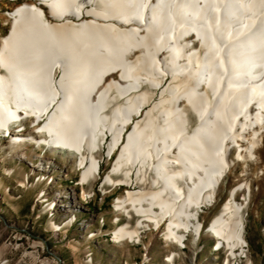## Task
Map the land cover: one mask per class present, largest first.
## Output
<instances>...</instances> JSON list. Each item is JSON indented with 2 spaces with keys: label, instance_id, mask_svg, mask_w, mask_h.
<instances>
[{
  "label": "bare ground",
  "instance_id": "1",
  "mask_svg": "<svg viewBox=\"0 0 264 264\" xmlns=\"http://www.w3.org/2000/svg\"><path fill=\"white\" fill-rule=\"evenodd\" d=\"M14 7L0 13L12 19L8 34L0 28V131L10 129L0 134V164L21 162L5 171L22 174V189L48 182L36 203L53 232L75 224L90 230L87 206L108 187L125 189L114 197L108 235L116 246H142L143 264L151 261L148 231L180 250L208 234L232 251L225 264H255L248 206L264 187V0H25ZM18 119L31 127L11 132ZM109 137L106 153L115 157L104 174L111 159L97 154ZM56 151L77 158L81 175L71 189H53L56 174L69 176L68 160L47 155ZM228 174L237 182L205 228L201 212L217 203ZM97 177L96 195L86 186ZM259 223L264 237V218ZM5 248L0 264H9ZM180 255L171 251L165 261Z\"/></svg>",
  "mask_w": 264,
  "mask_h": 264
},
{
  "label": "rangeland",
  "instance_id": "2",
  "mask_svg": "<svg viewBox=\"0 0 264 264\" xmlns=\"http://www.w3.org/2000/svg\"><path fill=\"white\" fill-rule=\"evenodd\" d=\"M24 1L25 0H14L8 3L6 0H0V13L6 14L8 8H15L14 6L19 5ZM11 22L12 19L9 20L6 15L1 16L0 28L3 29L2 34H8L12 24ZM2 69L1 72L4 71ZM110 139L111 137L108 138V141L106 140L104 150H99V154H97L98 158L102 159L103 155L108 152L107 144ZM29 151H32L36 155V151L32 147ZM2 154L3 153H0V155ZM47 155H59L58 157L61 159L63 158L62 162L68 160L67 168L69 176L63 177L62 175H59V177L56 174L55 178L58 177L59 179L55 180L56 183L53 186V189L59 188L64 191L74 187L75 182H73L72 179H74V177L75 179H79L81 175L80 170L77 172V168L75 167L76 165L74 164V162L76 163L75 160L77 158H73V154L68 152L58 153V151H56V154L47 152ZM14 159H7L4 164H0V232L2 233V236L0 237V246L4 244L6 245L3 257L9 261V264H41L42 262H46V264L103 263L100 258L107 260V262H113L112 260L115 259V257L113 256V252H111V250H118L119 247H125L126 245L132 249V256L130 259H123L122 264H125L124 261L126 260L129 264H136L137 262L138 264L142 263V253L144 252V248H142V246L130 243L116 246L111 242L108 235V232L114 227L111 221L114 216V212H112L114 197H116L119 193H122V190L125 189L112 192L110 187H108L107 190L109 195L101 199L100 195H97L99 192L98 184L101 179L97 177L95 180H92L86 187L87 190L91 192L95 191L97 195L96 198L93 199V201L87 206V210H89L88 214H91V217H93L90 230H92V233L95 234L94 238H89L91 236L90 230L82 228V224H75L68 229V233L60 234L58 232H53L52 228L54 226H52L50 218L48 214H46V208L41 207L40 204L36 203V197L38 194L46 187H49L48 182H39L40 185L37 187L22 189L18 186V180L22 179V174L18 175L19 172H16L14 174L15 176H11L5 171L6 167L10 168L17 166L18 168H21V162ZM28 159L30 160V158H25V165ZM77 161L80 160L78 159ZM112 161L110 163L107 162V165L105 164L104 174L112 168ZM250 167L253 169L254 165H251ZM26 168L27 166L25 169ZM240 171L241 167L239 166L235 173L238 174ZM252 171L254 173V169ZM233 175L234 174H228L225 177L223 181L224 185L221 186V190L219 192L220 194L217 197V203L212 207L207 206L204 208V212L201 213L200 218L205 221V228L208 227V224L214 215L220 211L222 205L221 203L224 202L227 195V188L237 182L234 181L236 175ZM101 176L103 177V174H101ZM34 180L37 181V179L33 178V181ZM36 181H34V183H36ZM263 192L264 187L263 189L261 188V191L258 194L252 193L251 201L248 206L250 213L248 240L251 247V256L255 264H264V237H262V233L259 231L260 228L258 229V225L260 224L259 221L264 218V200L262 198L264 197ZM256 212L258 213L259 218L254 217ZM103 218L105 220L106 227L104 226L103 228H100V224L102 223L101 220H103ZM146 234L144 244H147V247H149V255L151 256V261L148 264H168L165 261V258L171 251L181 252V255L178 257L175 264H225L227 261V255L232 253L228 246H221L222 249L220 250H217L216 247L213 249V245L218 243L216 238L213 240V238L209 237L208 234L205 236L202 235L198 247L194 244L195 239L190 238L191 243L185 250H180L176 245L164 241L158 233H154V235L153 232L148 231ZM74 245L79 246V249H75L73 247ZM201 247L202 251L194 256L196 249L198 248L200 250ZM88 251H92L93 253L92 260L88 257ZM98 256L100 258H98Z\"/></svg>",
  "mask_w": 264,
  "mask_h": 264
},
{
  "label": "crops",
  "instance_id": "3",
  "mask_svg": "<svg viewBox=\"0 0 264 264\" xmlns=\"http://www.w3.org/2000/svg\"><path fill=\"white\" fill-rule=\"evenodd\" d=\"M111 252H113L112 254L115 257V259L112 260L113 262H107V260L99 256L98 258H100L104 264H122L123 259H130L132 256V249L129 246L119 247L118 250H111Z\"/></svg>",
  "mask_w": 264,
  "mask_h": 264
},
{
  "label": "built area",
  "instance_id": "4",
  "mask_svg": "<svg viewBox=\"0 0 264 264\" xmlns=\"http://www.w3.org/2000/svg\"><path fill=\"white\" fill-rule=\"evenodd\" d=\"M106 154V153H105ZM103 157H105V155H103ZM260 178V177H259Z\"/></svg>",
  "mask_w": 264,
  "mask_h": 264
}]
</instances>
